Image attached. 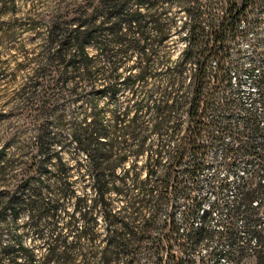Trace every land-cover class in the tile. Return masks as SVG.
Instances as JSON below:
<instances>
[{"label":"trees","instance_id":"1","mask_svg":"<svg viewBox=\"0 0 264 264\" xmlns=\"http://www.w3.org/2000/svg\"><path fill=\"white\" fill-rule=\"evenodd\" d=\"M177 5H184L190 16L185 24L188 33L184 58L170 70L172 90L158 89L162 98L154 103L155 121L149 129L141 115L147 110L149 100L136 103L131 114L130 109L119 108V99L127 88L151 76L152 55L156 51L154 35L147 25L154 29L158 43L169 41L177 24L172 11ZM213 8L210 2L203 4L198 0H63L38 19L26 22L29 29L40 28L44 33L31 73L17 93L20 104L13 109L24 117V124L10 130L5 138L9 141L25 126L34 127L35 135L12 152H8L6 145L0 148V249L9 256V264H118L120 261L136 264L141 253L160 254L166 250L173 256L174 246L180 247L178 251L184 254L188 252L187 244L196 243L195 208L202 212L203 218L209 212L191 195H187L192 202L185 218L189 227L181 229L171 215L159 237L152 238V231L160 211L168 203L171 189L174 193L180 187L175 168L182 165L187 155H204L203 127L210 120H219L217 115L215 118L209 115L211 103L206 98L209 94L205 96V83L213 76L210 60L220 58L218 72L225 71L226 35L228 30L237 28L243 10L233 4L223 17L216 18ZM4 36L13 37L12 28ZM132 54L138 60L129 66L126 74L123 60ZM187 62L191 64L188 68ZM134 68L136 73L132 71ZM145 93L149 98L153 90ZM82 97L87 99L89 110L77 122L72 106ZM102 98L111 103L110 110L100 105ZM183 111L187 114L186 131L190 135L184 141L180 138L173 151L164 143L149 150L148 132L160 133L164 125L173 122L178 135ZM65 115L70 118L68 124ZM65 129L68 131L65 143L74 144L89 160L88 174L94 192L91 199L76 195L73 183L65 177L69 167L63 158L65 145L59 133ZM235 151L239 153L240 149ZM143 154L149 157L142 178V168L132 174L126 164ZM49 162L57 167V185L53 197L45 198ZM201 167L199 164L194 172ZM151 177L155 183L148 187ZM259 177L264 180V174ZM128 180L133 181L132 187ZM250 180L256 183V170ZM133 187L138 194H133ZM261 187L264 182L250 187L245 196L247 203L237 202L238 207L234 203L231 209L246 205L242 210L248 220L250 238L242 244L250 256L257 253L258 264H264V224L259 225L260 230L251 224L250 208L260 204L256 194ZM114 195L127 198L123 208L116 207ZM59 197L75 199L74 212L65 227H60L57 220L63 206ZM21 213H27L32 229L45 240L46 255L42 260L22 243L20 234L16 245L2 243L1 225L7 222L9 214L16 220ZM71 233L74 240L70 241ZM233 234L228 228L220 230V237L232 249L237 244ZM226 255L236 262L231 251ZM174 256L175 264H184L183 259Z\"/></svg>","mask_w":264,"mask_h":264},{"label":"rangeland","instance_id":"2","mask_svg":"<svg viewBox=\"0 0 264 264\" xmlns=\"http://www.w3.org/2000/svg\"><path fill=\"white\" fill-rule=\"evenodd\" d=\"M59 1L63 0H0V148L6 145L8 152L17 149L35 135L32 126H25L21 133L12 136L7 141L6 135L10 130L24 124V117L13 111L20 104L17 99L19 89L25 84L33 67V59L41 49L42 35L44 31L40 28L29 29L26 22L38 19L41 15L53 8ZM69 1V0H67ZM203 4L210 2L215 8L216 18L223 17L228 9L234 4L237 9L248 7L247 15H244L245 23H241L237 29H230L227 32L226 58L229 61L228 68L231 78L235 76L236 82L230 77L220 75L213 70L212 75L205 83V96L209 94L208 101L211 103L209 115L216 117L219 115L220 122L210 120L203 127V154L198 156L187 155L182 165L175 168L174 175L178 177L177 192L168 194V203L162 208L158 217V223L152 231V238L159 237L164 232L163 224L165 220L173 215L181 229L189 227L185 218L191 199H197L198 205L209 212L206 218L202 217L201 211H195L193 227L195 229V244H187L188 252L182 254L180 247H173L174 254L171 256L165 251L160 254L144 252L139 254L136 264H175L174 258L184 261V264H258V256L251 255L247 251L246 245L242 243L250 238L248 234V220L242 209L231 210L232 205L237 202L246 201L245 196L249 188H255L256 183L264 182L259 174H264V94H258V87L264 79V0H198ZM253 1V2H252ZM217 7H220L219 10ZM246 9V8H245ZM223 10V11H222ZM177 19L176 27L169 41L158 43L155 31L150 24L147 29L153 34V47L156 51L152 55L151 76L145 82H136L133 87L127 88L126 93L119 99V108L124 111L130 109L131 114L136 103L148 101V108L143 115L149 129L155 121V101L162 98L159 88L172 90L169 83L170 70H173L177 61L183 60L184 49L186 47L187 28L185 24L189 21V14L184 5L174 6L172 9ZM12 28L13 37L4 36L6 31ZM224 52V54H225ZM137 55L132 54L123 60V65L127 67L126 74L129 73V66L137 63ZM186 68L190 67L187 62ZM214 66V62H212ZM133 73L137 69L134 68ZM186 83L189 78H185ZM146 90H153L152 96H146ZM100 105L110 110L111 103L106 98L100 99ZM225 104L223 108L222 105ZM75 112V120L80 122L84 113L89 110V103L85 97L76 100L72 106ZM247 111L257 115L254 126H245L243 119L246 118ZM67 124L70 122L68 115L64 116ZM181 132L176 135L173 122L164 125L160 133L148 132L150 139L148 149L153 150L159 144H165L169 150H174L175 146L189 136L186 131L189 126L185 111L181 114ZM232 129L233 134L227 133ZM58 131V130H57ZM60 141L65 145L63 148V158L68 163L69 173L65 176L71 181L76 195H85L91 199L94 195L92 180L89 176V160L87 156L69 142L65 143L67 129L59 131ZM63 139V140H62ZM236 140L241 147L239 153L235 151ZM251 147V148H250ZM57 148L59 146L57 145ZM154 155V154H153ZM149 155L143 154L135 161L127 162L126 168L131 173L141 170L142 178L145 177L144 166ZM154 157V156H153ZM165 164V160H162ZM202 165L198 172H194L197 166ZM159 167L161 170L164 166ZM48 169L50 177L47 179L48 188L44 190L45 198H52L55 193L53 189L57 185V167L55 163L49 162ZM159 169V170H160ZM256 170V183L252 184L250 175ZM133 186V181L128 180ZM155 183L154 177L148 182V187ZM133 194H138V190L133 187ZM258 202L256 208H250V218L252 225L260 230L259 225L264 224V187L258 189ZM61 199L63 206L58 212V225L65 227L70 215L74 212L75 199L66 197ZM117 208L126 205L127 198L114 195ZM255 205V204H254ZM256 206V205H255ZM254 206V207H255ZM238 207V206H237ZM2 243L16 245L17 235H21L22 243L43 259L46 255L45 240L38 236L29 223L27 213L14 220L11 214L8 215L7 222L2 224ZM103 225L100 227L103 231ZM223 228L233 232L236 239L234 249L230 248L227 240L220 237V230ZM205 229V231H203ZM262 229V228H261ZM264 229V226H263ZM67 230H65L66 233ZM247 233V234H246ZM69 240H74L73 233L69 234ZM154 240V239H153ZM103 243H99L101 245ZM253 245V244H252ZM232 252L236 262H231L226 253ZM8 255L2 254L0 249V264H9ZM118 264H123L122 261Z\"/></svg>","mask_w":264,"mask_h":264},{"label":"built area","instance_id":"3","mask_svg":"<svg viewBox=\"0 0 264 264\" xmlns=\"http://www.w3.org/2000/svg\"><path fill=\"white\" fill-rule=\"evenodd\" d=\"M249 1V0H248ZM250 2H251V0H250ZM253 2V1H252ZM248 4V7H244V8H242V10H243V19L241 20V22L240 23H238V25H237V28H238V26L239 25H241V23H245V19H244V15H247V10H248V8H249V6H250V3L248 2L247 3ZM246 8V9H245ZM236 28V29H237ZM227 44V43H226ZM225 51H226V48H225ZM224 51V52H225ZM226 52H225V60H226V64H225V71H223V72H219L220 73V75H222V76H225V77H230L231 78V76H230V71H229V68L227 67L228 66V64H229V61H228V59L226 58ZM212 62H214V66L212 65ZM219 62H220V58H212L211 60H210V68L212 69V70H214V72L215 73H217L218 71H219ZM225 73V74H224ZM213 77V80L215 79V77L214 76H212ZM236 77L235 76H233L232 78H231V80H233V82L235 81L236 82ZM258 94L260 95V96H263V94H264V79H263V81H262V83L259 85V87H258ZM202 106H201V108L203 109V107L205 106V101L203 100L202 101V104H201ZM222 107L224 108L225 107V104H223L222 105ZM218 117H219V115H217ZM256 119H258L257 118V115H255L253 112H251V111H247V115H246V118L245 119H243L244 121H243V124L245 125V126H249V125H251V126H254L255 128L256 127H258V126H255L253 123L254 122H256ZM218 122H220V121H218ZM218 122H216V123H218ZM259 128V127H258ZM231 133V134H233V131H232V129H228L227 130V133ZM239 142L236 140V146H238V147H236V149L237 148H239V149H241V147L239 146V144H238Z\"/></svg>","mask_w":264,"mask_h":264}]
</instances>
